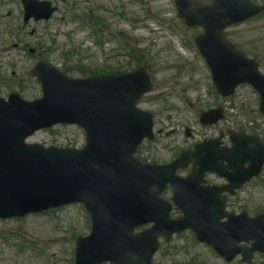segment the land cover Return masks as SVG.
<instances>
[{"label":"water","instance_id":"1","mask_svg":"<svg viewBox=\"0 0 264 264\" xmlns=\"http://www.w3.org/2000/svg\"><path fill=\"white\" fill-rule=\"evenodd\" d=\"M177 5L188 23L206 26V36L212 42L205 38L199 41L219 89L230 94L245 81L257 86L260 73L253 61H245L248 68L235 64L237 56L228 55L230 45L225 50L220 43L225 42L222 30L226 25L264 7L250 0H214L212 4L177 0ZM31 72L42 83L43 97L33 101L23 100L17 93L11 94L9 101L0 97V216L21 215L77 198L85 200L92 211L94 227L90 236L78 240L76 264L104 260L152 264L157 238H168L186 228H192L198 239L210 242L223 254L230 251L227 237L239 228L245 229L249 237L260 236L256 247L264 249V233L257 230L264 229V224L259 218L244 221L242 216L221 222L225 203H220V209L211 201L206 204L199 198L201 193L184 190L179 197L176 195L174 200L184 215L169 217L170 205L158 196L165 179L169 180L179 165L188 162L200 165V173L205 172L210 169L205 160L213 151L209 141L197 144L184 151L171 167L146 166L133 158L138 142L151 135L149 114L135 106L153 85L147 69L71 78L40 61ZM57 122L84 126L88 144L74 149L25 143L35 130ZM152 184L157 185L155 191ZM148 221H155V225L133 232V227Z\"/></svg>","mask_w":264,"mask_h":264},{"label":"rangeland","instance_id":"2","mask_svg":"<svg viewBox=\"0 0 264 264\" xmlns=\"http://www.w3.org/2000/svg\"><path fill=\"white\" fill-rule=\"evenodd\" d=\"M61 8L49 21L23 25L21 0H0V93L19 91L33 99L42 94L41 85L29 73L41 58L71 76H84L104 69H130L137 61L126 47L134 46L144 57L142 64L156 78L154 90L140 105L154 113L156 130L180 128V134L157 135L137 152L144 160L166 161L184 144L183 125L198 134L218 133L226 126H203L202 110L216 104L211 72L194 45L193 34L178 17L174 0H53ZM207 1V0H204ZM258 2L264 0H255ZM264 15L229 30L247 47V42L264 38ZM36 29L34 34L30 31ZM131 43V44H128ZM36 51L31 52L30 48ZM129 51V50H128ZM254 96L248 88L227 103V112L240 123L253 111L243 106L244 97ZM256 114V113H255ZM254 114V116H255ZM218 131V132H216ZM29 141L81 146L83 129L57 125L37 132ZM244 203L234 210L251 214L264 211V179L251 182L240 194ZM89 214L80 204H71L24 217L0 219V264H74L75 240L90 232ZM162 264H226L214 250L194 242L184 233L163 245L155 256ZM109 264V263H106Z\"/></svg>","mask_w":264,"mask_h":264},{"label":"flooded vegetation","instance_id":"3","mask_svg":"<svg viewBox=\"0 0 264 264\" xmlns=\"http://www.w3.org/2000/svg\"><path fill=\"white\" fill-rule=\"evenodd\" d=\"M263 26H264V22H263ZM235 43L240 49H243L248 55H250L251 57L257 58L260 69L264 72V38L263 36H258L256 41H250V42L248 41L247 47L243 46L241 44L242 42L240 43L237 41ZM259 101H261L260 96H259ZM259 116L264 117V114L259 113ZM251 124H252V121H249V122L245 121L244 125L240 127L241 129L244 130L243 141H246L247 145L252 146V149H254V147H257L261 150V152L264 153V123L261 122L253 126ZM228 133L224 137V144L230 145L231 144L230 140H232V135L234 133L233 132L232 134L230 132ZM252 133L258 136L256 138L257 139L256 141L253 139L252 136H250L252 135ZM235 137H237V135ZM248 166H249V162H246L245 167H248ZM263 174H264V166H263L261 175ZM211 177H212L211 183H218V184L225 183L224 180H222L216 175H212ZM231 200L237 202L238 200H240V197L238 195H236L233 198L231 197L229 200V203L231 202Z\"/></svg>","mask_w":264,"mask_h":264}]
</instances>
